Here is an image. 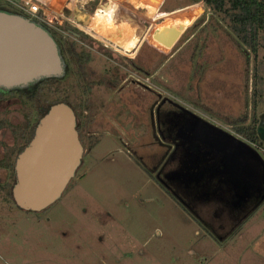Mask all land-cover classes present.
Instances as JSON below:
<instances>
[{
  "label": "rangeland",
  "instance_id": "1",
  "mask_svg": "<svg viewBox=\"0 0 264 264\" xmlns=\"http://www.w3.org/2000/svg\"><path fill=\"white\" fill-rule=\"evenodd\" d=\"M22 1L0 0V10L48 23L69 41L74 40L64 27H79L88 36L75 40L77 49L94 58L86 68L90 80L106 79L109 67L132 80L140 67L145 92L134 83L116 92L95 88L86 94L85 83H78L72 71L55 84L38 85L32 95H6L0 116L15 125L23 121L22 95L32 96L34 123L51 105L66 101L77 126V114L86 120L85 111L91 124L87 120L82 129L81 164L56 203L37 213L16 206L9 215L0 199V264H264V200L237 219L215 201L197 216L149 172L153 162L148 158L160 150L166 154L154 138L155 111L177 104L253 148L264 162V146L238 132L255 118L258 127L264 115V49L255 57L223 15L199 0H160L149 15L130 0H29L49 16L44 21L26 12ZM96 4L100 7L94 13ZM94 15L104 19L99 35ZM170 19L188 24L173 50L151 37ZM104 45L113 57L103 54ZM5 143L11 138L6 136ZM257 166L261 170L254 157L244 165L246 189L260 181ZM253 173L257 177L251 178ZM9 175L0 168V178ZM255 233L263 235L258 242Z\"/></svg>",
  "mask_w": 264,
  "mask_h": 264
},
{
  "label": "flooded vegetation",
  "instance_id": "2",
  "mask_svg": "<svg viewBox=\"0 0 264 264\" xmlns=\"http://www.w3.org/2000/svg\"><path fill=\"white\" fill-rule=\"evenodd\" d=\"M99 7V4L94 6V13L99 10ZM67 14L70 13L67 12ZM94 16L100 21L95 32V34L99 35L97 32L101 30L104 19L103 17ZM58 24L60 27L64 26V23H59V21ZM38 26L45 28L46 31L48 29L51 30L48 23ZM70 26H66L64 29L67 30L68 35L74 41L60 38L57 33L59 39L56 44L65 68L62 79L74 71L78 83H85L84 93L86 94L93 93L95 88L116 92L129 85L133 86L134 83H136L137 87H141L138 90L145 92V83L139 79L142 73L144 75V69L140 67H136V70H134L138 76L133 77L134 79L132 80L128 77L126 78L122 71L116 67L108 68L107 72H105L106 79L90 80L86 68L94 59L93 55L86 50L79 51L75 41L84 40L86 38L85 35H88L79 27ZM104 47L103 54L109 58L113 57V50L106 45ZM130 60H135V57ZM132 65V69L135 68V65ZM92 72L96 73L94 70ZM37 86L38 84L33 87L0 88V103L7 100L6 95L14 98L16 93L24 91H29L32 95ZM31 97L25 98L23 95L20 97V106L24 112L23 121L20 125H15L0 116V153H2L0 156V168L10 171L9 176L0 178V199L4 206L3 209L5 211L9 209V211L4 213L9 215L15 212L17 206L15 202L14 206L11 203L12 200L14 201L13 188L17 182V160L32 141V135L35 134L36 127L47 113L40 115L39 121L34 123V104ZM162 107L159 106L154 113L157 118L153 125V132L156 143L161 149H166V154L162 156L160 150L148 156L149 160L153 162L149 172L181 201L188 210L195 212L197 216H199L198 212L202 211L204 207H209L208 202L210 201L220 202V204L225 205L230 216L235 219L243 213L245 214L250 208H256L260 203L261 196L264 194V167L260 170V167L257 166L256 174L259 176L260 181L258 179L254 180V182L251 181L253 186L248 189L242 183V174L245 173L243 176H247L244 165L250 157L255 158V154L258 153L253 148L244 145L243 148L245 150L250 149L252 153L247 152L245 156L240 157L237 154V151H239L238 145L236 146L232 141H228L221 136L212 124L177 104H172V108L167 110H163ZM89 114V111L84 112L86 120L84 117L80 119L79 115L82 116V113L77 114L79 122L81 121L77 126L81 143L84 142L82 129L87 126V120L91 124V115ZM90 135L88 134V137ZM6 136L11 138V143H5ZM89 150H93L92 146ZM256 174L250 175L251 178L257 177L254 176ZM2 194L5 195L4 200L3 196H1ZM200 221L201 223L203 222L201 219Z\"/></svg>",
  "mask_w": 264,
  "mask_h": 264
},
{
  "label": "water",
  "instance_id": "3",
  "mask_svg": "<svg viewBox=\"0 0 264 264\" xmlns=\"http://www.w3.org/2000/svg\"><path fill=\"white\" fill-rule=\"evenodd\" d=\"M178 31L171 29L157 33L155 38L158 41L164 38L163 43L170 45ZM64 72L58 46L44 28L29 18L0 11V88L28 86L41 79L62 77ZM263 119L264 115L257 127L262 142ZM76 120L74 110L66 103L53 105L40 120L32 141L16 164L13 197L21 210L37 213L48 209L62 197L73 179L84 153ZM215 130L238 145L240 157L251 152L245 150L235 137ZM255 159L264 167L258 154ZM261 200H264V194Z\"/></svg>",
  "mask_w": 264,
  "mask_h": 264
},
{
  "label": "trees",
  "instance_id": "4",
  "mask_svg": "<svg viewBox=\"0 0 264 264\" xmlns=\"http://www.w3.org/2000/svg\"><path fill=\"white\" fill-rule=\"evenodd\" d=\"M199 1L204 2L206 6L209 9L213 10L215 13L222 14L224 20L228 22L232 32L238 37V39H240V42L243 44V46L251 50V52L255 55V57H258L261 50L264 49V0H199ZM3 12L17 15L16 13L10 11H3ZM67 12L70 13L69 11ZM35 23H37L38 25L45 24L40 21H35ZM47 31L49 35L57 43L59 39L57 33L49 29ZM61 79L62 77L45 78L39 81H35L29 84L28 86L33 87L37 84L41 85L47 82H50V84H55ZM59 103L67 104L68 102L62 101V102H57L53 105ZM53 105H51V107ZM257 122L258 121L256 118L253 119V125L248 127H241V129H239L238 132L250 143L254 144L255 146L257 145L258 147H261L264 146V142H262L258 136L257 126H256ZM34 135L35 134H33L32 136L34 137Z\"/></svg>",
  "mask_w": 264,
  "mask_h": 264
},
{
  "label": "bare ground",
  "instance_id": "5",
  "mask_svg": "<svg viewBox=\"0 0 264 264\" xmlns=\"http://www.w3.org/2000/svg\"><path fill=\"white\" fill-rule=\"evenodd\" d=\"M122 0H120L121 2ZM119 2V3H120ZM130 2L132 3H135L137 5V8L138 9H141V10H146L148 11V15L154 11L160 4V0H130ZM121 4V3H120ZM95 29L96 27L99 25V20L97 18H95ZM91 27V26H90ZM171 29H177L179 30L178 32V35L176 37V39L173 41V43H171L170 45H165L163 43V40L164 38H161L163 39L162 41H158L156 38H155V35L157 33H162V32H167ZM188 30V24L182 22V21H179V20H175V19H170L167 23H164V24H160L158 25L153 33H152V40L154 42H156L158 45L162 46L163 48L167 49V50H173L175 48V46L180 42L181 38L183 37V35L186 33V31ZM228 141H232V139L230 138H227Z\"/></svg>",
  "mask_w": 264,
  "mask_h": 264
},
{
  "label": "built area",
  "instance_id": "6",
  "mask_svg": "<svg viewBox=\"0 0 264 264\" xmlns=\"http://www.w3.org/2000/svg\"><path fill=\"white\" fill-rule=\"evenodd\" d=\"M22 3L24 4L23 9L26 12H28L31 16H33L35 19L38 18L39 20L44 21L49 17L47 14L44 13L41 5L29 0L26 1L23 0Z\"/></svg>",
  "mask_w": 264,
  "mask_h": 264
},
{
  "label": "crops",
  "instance_id": "7",
  "mask_svg": "<svg viewBox=\"0 0 264 264\" xmlns=\"http://www.w3.org/2000/svg\"><path fill=\"white\" fill-rule=\"evenodd\" d=\"M259 124H260V122H259ZM184 211H185V210H184ZM255 211H256V210H255ZM185 212H186V211H185ZM202 212H205V211H203V209H202V211L198 212V215L201 216V215H202ZM256 213H257V212H256ZM251 216H254V214L251 213V214L248 215L245 219H243L242 222H246L247 219H250ZM196 219L200 222L199 218H196ZM214 219H215V218H214ZM214 219H213V220H214ZM214 221H215V220H214ZM202 223H203V222H202ZM202 225H203V224H202ZM259 234H260V233H259ZM213 235H214V234H213ZM255 236H256V240H255V241L258 242L260 239H262V236H263V235H262V234L257 235V233H255ZM222 240H223V239H219V241H222ZM256 242H255V243H256Z\"/></svg>",
  "mask_w": 264,
  "mask_h": 264
}]
</instances>
